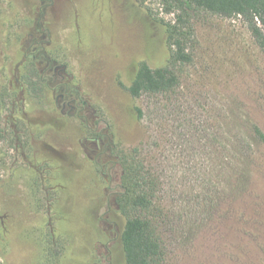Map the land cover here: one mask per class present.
<instances>
[{
    "label": "rangeland",
    "instance_id": "rangeland-1",
    "mask_svg": "<svg viewBox=\"0 0 264 264\" xmlns=\"http://www.w3.org/2000/svg\"><path fill=\"white\" fill-rule=\"evenodd\" d=\"M182 3L0 0V264H125L135 216L154 222L163 264H264V52L241 16ZM181 24L179 87L132 97ZM136 150L150 212L119 206L115 155Z\"/></svg>",
    "mask_w": 264,
    "mask_h": 264
},
{
    "label": "trees",
    "instance_id": "trees-1",
    "mask_svg": "<svg viewBox=\"0 0 264 264\" xmlns=\"http://www.w3.org/2000/svg\"><path fill=\"white\" fill-rule=\"evenodd\" d=\"M182 3L184 0H178ZM189 7L231 18L241 16L257 43L264 52V0H185ZM184 26L174 25L168 30L167 43L161 46V57L152 58L139 64L128 87L134 98L143 95H159L175 91L180 78L175 72L176 64H188L192 57L188 52L191 32L185 33ZM161 60V61H160ZM138 118L143 113L137 111ZM256 139L264 143V132L253 126ZM116 162L122 167L123 192L119 194L120 208L134 212H150L154 208L157 184L140 159L139 151L132 154H116ZM120 240L125 264H163L164 251L154 222L141 216L128 218Z\"/></svg>",
    "mask_w": 264,
    "mask_h": 264
},
{
    "label": "flooded vegetation",
    "instance_id": "flooded-vegetation-1",
    "mask_svg": "<svg viewBox=\"0 0 264 264\" xmlns=\"http://www.w3.org/2000/svg\"><path fill=\"white\" fill-rule=\"evenodd\" d=\"M36 41H37V39H36ZM37 56L39 57L38 54L34 55V57H37ZM50 72L52 73L51 78H50ZM60 72H61V70L59 68H57V67H54L53 68L52 62L49 61V62L46 63L45 68H44V70L42 72L43 73V79L50 78L49 79V82L54 81L55 86H60L59 82L56 81L57 74H59ZM72 93L73 92L68 93V95H70ZM65 97H66V94H61L60 95V98H62V99H65ZM76 102H77V99H71L67 103H65L64 106H67L68 105L70 107V109L73 110L74 107H75V105H76Z\"/></svg>",
    "mask_w": 264,
    "mask_h": 264
}]
</instances>
